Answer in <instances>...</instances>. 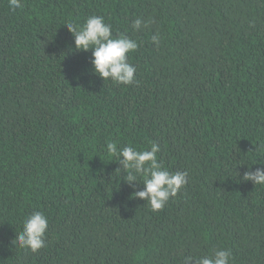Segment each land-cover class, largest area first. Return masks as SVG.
Masks as SVG:
<instances>
[{"label": "trees", "instance_id": "trees-1", "mask_svg": "<svg viewBox=\"0 0 264 264\" xmlns=\"http://www.w3.org/2000/svg\"><path fill=\"white\" fill-rule=\"evenodd\" d=\"M21 4L0 0V264H183L221 247L264 264V186L242 179L264 167V0ZM92 15L137 40L138 83L104 82L75 50L66 25ZM107 142L158 143L188 183L152 211ZM34 211L49 219L36 253L15 242Z\"/></svg>", "mask_w": 264, "mask_h": 264}, {"label": "clouds", "instance_id": "clouds-1", "mask_svg": "<svg viewBox=\"0 0 264 264\" xmlns=\"http://www.w3.org/2000/svg\"><path fill=\"white\" fill-rule=\"evenodd\" d=\"M9 7L13 10L21 8V0H9ZM149 23L143 18H136L132 22V29L142 31ZM66 26L73 35L76 51L91 50L90 63L94 75L116 85L138 83L135 76L137 69L129 62V53L139 47L137 40L126 34L114 36L112 25L98 15L89 16L79 27L72 23ZM160 41L159 33L152 36V42L157 47ZM104 147L109 156L114 157L112 161L119 164L117 170L122 180L134 189L133 197L143 200L152 211L162 210L188 183L187 171L170 172L158 161L160 146L156 142L151 143L150 149L143 150L131 145L117 147L114 142H107ZM242 179L264 186V167L254 171L249 169ZM140 184L143 185L142 190H136ZM48 228L49 219L46 214L34 211L24 219L22 229L16 233L15 242L25 251L36 253L46 247ZM231 260V249L223 247L213 250L209 255L183 256V264H230Z\"/></svg>", "mask_w": 264, "mask_h": 264}]
</instances>
